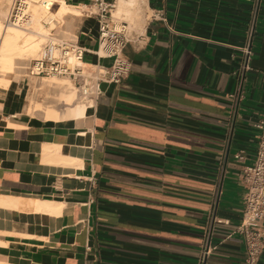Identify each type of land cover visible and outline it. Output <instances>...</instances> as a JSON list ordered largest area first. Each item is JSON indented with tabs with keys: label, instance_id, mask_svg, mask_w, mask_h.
Wrapping results in <instances>:
<instances>
[{
	"label": "crops",
	"instance_id": "obj_1",
	"mask_svg": "<svg viewBox=\"0 0 264 264\" xmlns=\"http://www.w3.org/2000/svg\"><path fill=\"white\" fill-rule=\"evenodd\" d=\"M61 1L76 12L57 16L51 35L82 46L86 65L109 66L93 55L96 19L79 16L88 1L58 0L56 10ZM108 1L114 15L119 0ZM136 6L137 18L120 14L140 20L123 51L130 73L101 84L85 116L29 115L28 87L0 88V262L198 264L208 230L204 264H243L235 231L264 116V0Z\"/></svg>",
	"mask_w": 264,
	"mask_h": 264
},
{
	"label": "built area",
	"instance_id": "obj_2",
	"mask_svg": "<svg viewBox=\"0 0 264 264\" xmlns=\"http://www.w3.org/2000/svg\"><path fill=\"white\" fill-rule=\"evenodd\" d=\"M87 1L88 5L81 13L87 18H95L98 26L97 49L93 55L97 60H111V64L86 65L87 52L82 46L73 41H58L49 35L25 70L28 78L36 80L55 78L69 82L77 94V100L90 104L91 108L100 94L101 84L119 85L129 75L131 62L124 58L123 51L131 42V31L125 21L113 17L114 1ZM24 7V0H13L4 26H26L30 18L23 15ZM52 8L53 5L50 6V10ZM162 17L159 12L152 16L157 20H163ZM252 36L253 27L250 26L246 41L240 49L239 78L249 70ZM27 89L29 90V86ZM254 128L258 131L257 151L253 165L243 167L240 176L244 188L243 208L235 231L244 246L243 264H258L264 252V116ZM234 158L241 162L243 151H238ZM204 237L205 243L198 264H204L211 251L208 230Z\"/></svg>",
	"mask_w": 264,
	"mask_h": 264
},
{
	"label": "bare ground",
	"instance_id": "obj_3",
	"mask_svg": "<svg viewBox=\"0 0 264 264\" xmlns=\"http://www.w3.org/2000/svg\"><path fill=\"white\" fill-rule=\"evenodd\" d=\"M56 1L58 0H46L41 3L39 2L30 4L28 0H24L25 7L23 10V15H27L30 18L29 23L23 27L14 25L4 26L3 24H0V88L5 90L10 89L13 82L19 78L16 72H18L20 69H24V67H19L18 64H22L20 62H24V60H26L25 58L37 55L36 53L42 45L38 38L39 36L44 37V35H42L44 27L41 22L43 21L46 25H55V18L57 16L61 17L63 14L69 11L76 12L74 9L67 7L62 1L60 2L59 9L54 13L51 12L50 6L54 5L53 2ZM9 2L10 0H0L1 19L2 17H6V10L4 6ZM136 5V0H119L116 9V16H119L122 12H125L127 13L128 18H136V14H132L136 10ZM49 35H51V33H49L47 36ZM56 40L62 41L61 39ZM31 85V82H29V88ZM44 89L50 90L49 92H46L48 93L47 95H49L51 92L53 95L55 93L57 97L55 98V101L54 99L52 101L48 99V104L51 106L45 107L42 114L46 120H77L78 118L85 116L90 108V104L77 101V94L71 84L67 81H59L55 78H51L49 80H40L37 90L42 91ZM58 105L65 106L63 113L58 111L56 108ZM39 106L40 105L38 102L31 104L29 115H34L36 112H39L41 110ZM59 162L67 165L75 164V161L68 163L65 158H61ZM30 207L33 206L30 205L28 209ZM17 208L19 209L20 206ZM0 264L8 263L0 262Z\"/></svg>",
	"mask_w": 264,
	"mask_h": 264
},
{
	"label": "rangeland",
	"instance_id": "obj_4",
	"mask_svg": "<svg viewBox=\"0 0 264 264\" xmlns=\"http://www.w3.org/2000/svg\"><path fill=\"white\" fill-rule=\"evenodd\" d=\"M43 1H46V0H28V2L30 3V4H35V3H41V2H43ZM136 2H137V0H136ZM12 3H13V0H12V2H11V0H10V2L7 4H5V6H4V8H5V10H6V17H2V19L0 18V24L2 25H4V22H5V20H6V18H7V16H8V14H9V11H10V9H11V6H12ZM10 6V7H9ZM136 7V10H137V6H135ZM135 10V12H137ZM57 10H56V7H54V5H53V8L51 9V12H56ZM8 12V13H7ZM79 16L81 15V10H79ZM132 13V14H136V13ZM125 13V12H124ZM128 16V15H127ZM0 17H1V15H0ZM113 17L115 18V19H118V20H120V15L119 16H116V12L114 13V15H113ZM135 17L137 18V15H135ZM4 18V19H3ZM128 18V17H127ZM126 22V21H125ZM128 25H129V29H136V28H139V25H140V20H127V22H126ZM41 24L43 25V31H42V35H44V37H41V36H39V38H38V36H37V38L39 39V41L41 42V46H40V49H41V47L45 44V42H46V40H47V35L49 34V33H51V34H55V30H53V31H51V29H52V27H53V25L52 24H50V25H44V22L42 21L41 22ZM60 25H58L57 26V28L59 27ZM47 29V30H46ZM50 30V31H49ZM39 49V50H40ZM39 50H38V52H39ZM38 52L36 53V54H38ZM37 55H35V56H32V57H28V58H25L26 60H24V62L26 63H24V62H20V63H22V64H18L19 65V67L21 66V67H24V69H20V70H18V72H16V74H17V76L19 77L16 81H14L13 82V86L11 85V87H15V86H17L16 84H24L25 85V89L29 86V82H31V86H30V88H29V92H28V97H27V104H26V112L29 114V109H30V107H31V104H33V103H35V102H38L39 103V107H40V111L39 112H36V113H42L43 114V111H44V108L45 107H47V106H51L50 104H48V99L50 100V101H52L53 99H54V101H55V98H57L56 97V94L54 93V95L53 94H51V92L49 93V95H47L48 93H46V92H49L50 90L49 89H44V90H42V91H38L37 89H38V84H39V82H40V80H36V79H33V78H28V77H26V68H27V66H28V64H29V62L32 60V59H34L35 57H36ZM26 67V68H25ZM19 71H20V73H19ZM16 74H14V75H16ZM49 80V79H48ZM61 81V80H60ZM50 96V97H49ZM48 97V98H47ZM47 98V99H46ZM78 102H80L79 100H77ZM53 106V105H52ZM56 108L58 109V111H60L61 113H63V109L65 108V106H62V105H58V106H56Z\"/></svg>",
	"mask_w": 264,
	"mask_h": 264
},
{
	"label": "water",
	"instance_id": "obj_5",
	"mask_svg": "<svg viewBox=\"0 0 264 264\" xmlns=\"http://www.w3.org/2000/svg\"><path fill=\"white\" fill-rule=\"evenodd\" d=\"M258 264H264V252L262 253L261 258H260Z\"/></svg>",
	"mask_w": 264,
	"mask_h": 264
}]
</instances>
